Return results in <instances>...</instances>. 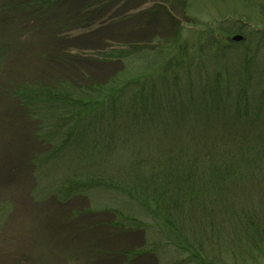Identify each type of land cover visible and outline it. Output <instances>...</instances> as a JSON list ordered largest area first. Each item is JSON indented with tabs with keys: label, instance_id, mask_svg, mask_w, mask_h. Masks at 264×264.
Segmentation results:
<instances>
[{
	"label": "rangeland",
	"instance_id": "rangeland-1",
	"mask_svg": "<svg viewBox=\"0 0 264 264\" xmlns=\"http://www.w3.org/2000/svg\"><path fill=\"white\" fill-rule=\"evenodd\" d=\"M61 1L57 10H39L40 16L21 10L3 13L8 27L0 28L1 85L11 71L22 74V84H28L38 65L52 58L53 43L59 53L74 58L79 72L87 74L81 80L86 88L111 81L126 84L142 68L141 82L153 70L160 87L159 81L168 75L166 64L181 56L199 58L201 66L192 67L190 75L207 78L237 72L248 47L256 59L264 55L259 51L264 43L251 32L264 28V0ZM79 18L81 22L75 20ZM238 35L244 37L243 45L231 40ZM132 47L146 49L143 60L112 62L102 57ZM130 70L137 74L131 76ZM221 75L222 88L230 93L232 87L225 83L228 76ZM24 111L26 115L19 113L23 116L19 118L14 108L0 110L1 255L18 254V264H264V245L253 249L239 241L234 222L224 226L225 236L206 237V253L197 262L182 250L185 245L193 247L195 234L178 247V240H168V232L162 233L163 226L144 214L137 202L100 187L70 190L69 180L83 182L73 176L82 165L91 164V157L82 160L79 150L62 154L70 158L40 161L51 153L46 136L59 114L55 112L52 125L48 114L40 116L43 131L34 134L28 125L32 110ZM141 250L151 255L136 259L129 255Z\"/></svg>",
	"mask_w": 264,
	"mask_h": 264
},
{
	"label": "trees",
	"instance_id": "trees-1",
	"mask_svg": "<svg viewBox=\"0 0 264 264\" xmlns=\"http://www.w3.org/2000/svg\"><path fill=\"white\" fill-rule=\"evenodd\" d=\"M61 2L1 0L0 21H4L0 28L8 27L6 12L21 10L40 16L39 10L52 12ZM251 32L264 43V28L255 27ZM250 49L234 73L193 76L192 67L201 66V60L181 56L166 64L168 75H163L160 87L151 68L149 79L141 82L142 68L126 84L111 81L86 88L81 80L87 74L79 72L74 58L59 53L53 43L52 58L38 65L28 84H22L25 79L20 80L22 74L17 71L3 79L0 110L14 108L23 118L20 114L25 116L29 107V132L34 134L43 131L40 116L48 114L52 125L58 112L59 118L44 140L52 147L51 153L40 161L81 150L82 160L91 157V164L82 165L81 174L73 176L83 182L68 179L70 190L100 187L137 202L144 214L163 226L162 233L168 232V240H178V247L195 234L193 247L185 245L182 250L197 262L206 253V237L225 236L224 226L232 222L237 239L257 249L264 245V55L256 59ZM259 51L264 54V44ZM145 52L132 47L102 57L137 62ZM56 58L62 60L56 62ZM132 72L137 74L130 70L131 76ZM221 74L228 76L225 83L232 87L230 93L222 88ZM91 149L96 153L90 154ZM143 252L129 255H151ZM17 257L0 253V264H18Z\"/></svg>",
	"mask_w": 264,
	"mask_h": 264
},
{
	"label": "water",
	"instance_id": "water-1",
	"mask_svg": "<svg viewBox=\"0 0 264 264\" xmlns=\"http://www.w3.org/2000/svg\"><path fill=\"white\" fill-rule=\"evenodd\" d=\"M231 40H232L233 42H235V43H241V42H243L244 37L238 35V36H234Z\"/></svg>",
	"mask_w": 264,
	"mask_h": 264
}]
</instances>
